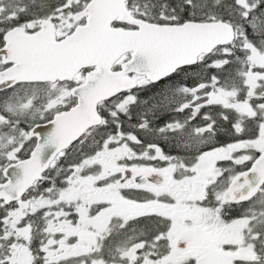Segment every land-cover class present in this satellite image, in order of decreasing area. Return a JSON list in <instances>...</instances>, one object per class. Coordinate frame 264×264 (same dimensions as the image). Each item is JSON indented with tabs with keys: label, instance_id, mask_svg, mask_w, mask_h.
<instances>
[{
	"label": "snow or ice",
	"instance_id": "snow-or-ice-1",
	"mask_svg": "<svg viewBox=\"0 0 264 264\" xmlns=\"http://www.w3.org/2000/svg\"><path fill=\"white\" fill-rule=\"evenodd\" d=\"M0 264H264V0H0Z\"/></svg>",
	"mask_w": 264,
	"mask_h": 264
}]
</instances>
